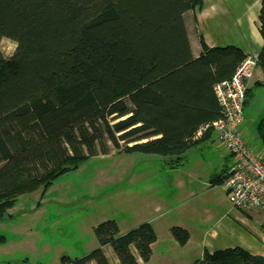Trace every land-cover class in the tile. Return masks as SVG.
Masks as SVG:
<instances>
[{
  "label": "trees",
  "instance_id": "obj_1",
  "mask_svg": "<svg viewBox=\"0 0 264 264\" xmlns=\"http://www.w3.org/2000/svg\"><path fill=\"white\" fill-rule=\"evenodd\" d=\"M204 0H0V222L26 194L114 150L162 157L168 170L184 165L197 133L220 119L215 86L246 59L235 47L194 57L187 23ZM195 18V17H194ZM196 20V18H195ZM196 22V21H195ZM264 40V0L259 15ZM264 70V46L258 56ZM251 99L247 91L246 105ZM257 132L264 148V119ZM213 133L208 128L203 137ZM226 173V172H225ZM224 177L213 180L221 184ZM214 183V182H213ZM41 203L37 205L40 207ZM121 264L148 262L157 235L143 224L118 236L107 221L95 228ZM180 246L189 240L175 227ZM110 264L101 249L61 264ZM264 264L240 248L205 252L197 264Z\"/></svg>",
  "mask_w": 264,
  "mask_h": 264
},
{
  "label": "rangeland",
  "instance_id": "obj_2",
  "mask_svg": "<svg viewBox=\"0 0 264 264\" xmlns=\"http://www.w3.org/2000/svg\"><path fill=\"white\" fill-rule=\"evenodd\" d=\"M16 49L17 42L1 40L5 58L13 57ZM252 125L249 130L261 152L259 133ZM213 135L185 153L183 166L169 171L162 157L127 155L109 144L107 156L90 158L59 178L44 199L42 190L21 196L0 222V264H61L64 256L81 258L99 248L95 228L107 221L119 226V234H127L143 222L157 220L164 227L177 220L190 224L194 210L205 216L234 209L224 185L213 180L224 177L231 162ZM153 198L158 205L150 209L147 202ZM106 247L112 249L105 251L110 264H121L112 246Z\"/></svg>",
  "mask_w": 264,
  "mask_h": 264
},
{
  "label": "crops",
  "instance_id": "obj_3",
  "mask_svg": "<svg viewBox=\"0 0 264 264\" xmlns=\"http://www.w3.org/2000/svg\"><path fill=\"white\" fill-rule=\"evenodd\" d=\"M262 1L204 0L202 9L192 13L190 21L188 20L187 23L194 57H199L202 53L200 42V38H202L209 48L235 47L240 49L246 57L258 58L264 46V40L259 30ZM247 88L253 99H249L245 107L243 127L246 125L248 131L246 128L242 131L248 147L261 153L264 152V148L261 152L259 151L252 130H249V128L252 129V124L256 125L257 129L258 124L264 119V70L259 65L252 79L247 83ZM255 105L257 107H254ZM205 139L202 136L198 140L201 142ZM251 140L253 142L249 144L248 141ZM208 142L214 141L208 140ZM260 144L263 147L262 142ZM229 166L230 164L224 172ZM147 203L148 207L153 209L158 205V200L153 198ZM193 213H195V220H192L190 224H186V220H177L176 224L164 227L163 223L156 222L157 220L154 223L143 222L152 225L157 235V242L152 246V256L147 263H144L137 255L138 253L135 254L130 248L138 264H197L203 260L205 252L213 254L217 251L236 248L264 258V212L262 210L240 211L234 208L224 210L218 215L207 214L205 216L195 210ZM199 215L203 217L200 218ZM174 227H180L188 232L189 240L185 246H180L174 239L171 233V229ZM118 231L120 232L119 226ZM124 234L126 233H118V236ZM166 244L167 249L164 250ZM98 249H101L105 256L106 250H112L109 247L100 246V244ZM2 251L0 247V253ZM106 258L110 261L107 256ZM95 263L92 261L90 264Z\"/></svg>",
  "mask_w": 264,
  "mask_h": 264
},
{
  "label": "built area",
  "instance_id": "obj_4",
  "mask_svg": "<svg viewBox=\"0 0 264 264\" xmlns=\"http://www.w3.org/2000/svg\"><path fill=\"white\" fill-rule=\"evenodd\" d=\"M257 67L258 58L246 57L230 80L215 86L221 117L201 129L194 140L201 138L208 128L213 130L215 142L231 161L223 185L232 206L240 211L260 209L264 212V152L250 149L242 131L247 83Z\"/></svg>",
  "mask_w": 264,
  "mask_h": 264
}]
</instances>
